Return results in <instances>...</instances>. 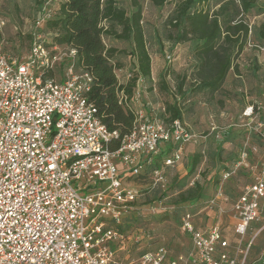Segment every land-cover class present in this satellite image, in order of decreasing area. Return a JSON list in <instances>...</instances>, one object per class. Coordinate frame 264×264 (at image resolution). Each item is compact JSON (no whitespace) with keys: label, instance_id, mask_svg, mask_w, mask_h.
Returning <instances> with one entry per match:
<instances>
[{"label":"built area","instance_id":"2783aa9c","mask_svg":"<svg viewBox=\"0 0 264 264\" xmlns=\"http://www.w3.org/2000/svg\"><path fill=\"white\" fill-rule=\"evenodd\" d=\"M48 16L37 18L23 56L0 46V264H253L250 251L264 229V152L233 202V241L219 225L198 223L190 208L179 217L188 239L183 252L172 256L161 245L131 261L120 257L119 228L137 197L128 179L167 145L163 164H177L179 145L195 135L180 119L165 122L133 109L134 92L130 99L119 94L135 116L130 132L108 130L87 98L92 76L76 70L75 49L48 46L36 30ZM241 116L254 121L264 142V93ZM153 173L161 180L157 168ZM260 259L264 264V254Z\"/></svg>","mask_w":264,"mask_h":264},{"label":"rangeland","instance_id":"374dc122","mask_svg":"<svg viewBox=\"0 0 264 264\" xmlns=\"http://www.w3.org/2000/svg\"><path fill=\"white\" fill-rule=\"evenodd\" d=\"M138 1L151 57V77L137 83L134 88L136 98L130 101L131 107L141 108L148 118L161 117L165 104L176 101L182 111L181 120L195 137L193 141L179 145L182 155L177 164L165 166L162 156H157L142 166L138 175L128 179L137 190V197L121 225L124 247L118 254L125 261L161 245L172 252H182L188 239L180 231L179 217L190 208H194L198 223L219 225L227 236H232L230 212L233 202L242 186L255 176L264 152L261 140L254 133V121L240 116L244 107L255 99L261 100L264 93V51L255 46L264 44V0H257L254 7L242 15L251 29L250 44L245 45L234 60L238 71H228L223 85L213 92L196 90L190 42L174 43L168 38L174 32L168 18L179 0H168L162 6L154 5L150 0ZM218 1L209 0L210 12L217 8ZM59 2L42 0L39 5L34 0H0V18L5 21L0 30L1 48L9 51L8 54L23 56L29 48L38 16L47 14V19L54 18ZM119 3L128 12L133 9L131 0H119ZM235 11L236 8L229 10ZM42 33L48 44L52 34L45 27ZM104 42L117 48L111 61L118 81L126 83L137 72L130 42L108 36L104 37ZM55 72L59 78L61 68L57 67ZM235 72L240 76H234ZM183 76L181 91L185 94L177 89ZM194 154H199V161L189 173ZM154 168L161 173V180L153 173ZM225 171L230 172L227 178H223ZM194 181L202 188L198 203L175 202L178 192L193 186ZM219 190L221 195H218ZM255 230H250L248 235ZM254 249L255 255L250 261L262 264L264 230L259 233Z\"/></svg>","mask_w":264,"mask_h":264},{"label":"trees","instance_id":"16d2710c","mask_svg":"<svg viewBox=\"0 0 264 264\" xmlns=\"http://www.w3.org/2000/svg\"><path fill=\"white\" fill-rule=\"evenodd\" d=\"M34 1L39 5L42 3V0ZM150 1L157 6L168 2V0ZM256 1L238 0L236 4V0H219L217 8L212 12L207 7L209 0H179L175 4L168 18L174 32L170 33L168 38L174 43L190 42L197 91L213 92L223 85L230 69L238 71L234 60L245 45L250 44L248 36L251 32L242 15L252 9ZM131 5L133 9L128 12L120 5L119 0H60L57 15L45 19L42 25L36 28L42 35L44 27L52 34V40L48 44L45 41L48 46L75 49L73 60L76 70L86 71L92 76L87 98L95 106L100 121L108 130L117 131L119 137L130 132L135 118L134 114L119 102L120 92L130 99L138 78L149 80L151 77V57L141 24L142 7L138 0H131ZM231 7L236 8V11L229 12ZM235 14H239V17H235ZM105 36L127 40L132 46L131 53L135 57L137 72L126 83L119 82L116 77L115 66L111 59L118 50L105 44ZM262 36L264 37V33ZM255 46L260 50L264 48L263 43ZM6 52L9 53L7 50ZM183 82L184 76L177 84L181 94H185L181 91ZM161 118L165 122L181 120L182 111L179 103L167 102ZM254 133L261 140L258 132ZM261 142L264 148V142L262 140ZM118 145L119 139H113L111 148H117ZM169 150L170 147L167 145L154 158L157 156L163 158ZM199 157V154L193 155L189 173L194 171ZM201 195L202 188L197 181H194L193 186L180 190L174 201L193 202L194 205L198 203L196 201ZM119 230L122 233L121 226ZM223 233L233 241L234 234L229 237L224 230ZM256 239L249 260L255 255ZM179 253L181 252L170 251L172 256Z\"/></svg>","mask_w":264,"mask_h":264},{"label":"crops","instance_id":"0c3cea01","mask_svg":"<svg viewBox=\"0 0 264 264\" xmlns=\"http://www.w3.org/2000/svg\"><path fill=\"white\" fill-rule=\"evenodd\" d=\"M236 62H237V63L239 62L238 59H236ZM230 70H231V69H230ZM230 70H229V71H230ZM228 73H229V72H228ZM233 75H234V76H240L239 74H236V72H235ZM255 101H258V100L255 99V100L252 101V103L255 102ZM250 104H251V103H250ZM250 104H248L246 107H248ZM246 107H244V109H245ZM244 109L241 110V113H242V111H243ZM240 116H241V114H240Z\"/></svg>","mask_w":264,"mask_h":264}]
</instances>
